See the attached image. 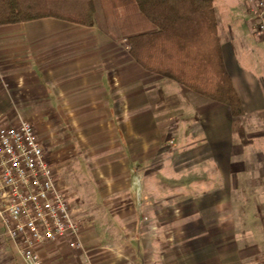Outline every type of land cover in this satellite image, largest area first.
<instances>
[{
    "label": "crops",
    "instance_id": "obj_1",
    "mask_svg": "<svg viewBox=\"0 0 264 264\" xmlns=\"http://www.w3.org/2000/svg\"><path fill=\"white\" fill-rule=\"evenodd\" d=\"M212 2L240 117L264 123L254 12L248 0ZM122 39L96 13L93 26L54 17L0 25V126L30 122L67 198L76 184L96 206L94 224L78 215L83 248L46 243L42 264H264V148H234L228 106L146 71ZM179 195L188 208L167 214V196ZM231 231L242 245L230 246ZM251 238H261L254 248ZM0 264H21L1 224Z\"/></svg>",
    "mask_w": 264,
    "mask_h": 264
},
{
    "label": "trees",
    "instance_id": "obj_2",
    "mask_svg": "<svg viewBox=\"0 0 264 264\" xmlns=\"http://www.w3.org/2000/svg\"><path fill=\"white\" fill-rule=\"evenodd\" d=\"M99 2L111 38L126 40L127 51L143 69L243 115L228 75L212 0H0V25L54 17L93 26ZM238 135L244 139L243 129Z\"/></svg>",
    "mask_w": 264,
    "mask_h": 264
},
{
    "label": "built area",
    "instance_id": "obj_3",
    "mask_svg": "<svg viewBox=\"0 0 264 264\" xmlns=\"http://www.w3.org/2000/svg\"><path fill=\"white\" fill-rule=\"evenodd\" d=\"M264 37V0H248ZM0 224L21 264H42L38 248L65 240L82 249L83 223L62 189L33 125L0 126Z\"/></svg>",
    "mask_w": 264,
    "mask_h": 264
},
{
    "label": "rangeland",
    "instance_id": "obj_4",
    "mask_svg": "<svg viewBox=\"0 0 264 264\" xmlns=\"http://www.w3.org/2000/svg\"><path fill=\"white\" fill-rule=\"evenodd\" d=\"M95 13H96V16H98L99 19L102 18V12H101V8H100V4L99 2H95ZM121 43L123 45H126V40L123 38L121 40ZM261 63H260V68L264 71V50L262 52V57H261ZM259 69V68H258ZM242 116V115H241ZM239 128H242L243 129V135H244V139L246 140H254L252 142V144L249 146L247 145L245 148H264V140H261L262 139V136L264 134V123H261L259 122V119L256 118L253 114H249L247 116H244V117H237L236 119L232 120V123H231V132L235 135V137H237V143L235 145L234 148L238 149V148H242L241 145L239 144L240 142L244 143L243 140L239 137L238 135V129ZM262 143V144H260ZM169 146H173L172 142H169L168 144ZM191 152H189L188 154H190ZM184 159V163L181 164L180 167L182 170L180 171V177L179 179L182 180H187L189 179V157L187 155H185V158ZM188 162V163H187ZM58 175V174H57ZM205 175L204 173L200 172L199 173V176H203ZM58 176H61V174H59ZM68 176L71 178V179H74V182L75 179H76V173L74 172H69ZM74 187L75 188H71V189H68V200L74 210V213L78 216H81V218L83 219H86L87 218V222L89 223H92L94 224V220L92 218H94V214H97L95 212H93L92 210H94L96 208L95 205L93 204H89L88 203V200L89 198H87L86 196H82L83 194V191L78 188V186L76 184H74ZM79 199V200H78ZM187 199V197H184V196H174L173 198L170 197V196H167V203L166 205H163L165 208V212L167 214H171L172 212H174V214H179L180 212H182L183 210L187 209L188 208V204H189V201L188 200H185ZM186 207V208H185ZM245 209L247 210L246 212L247 213H250L253 209L252 206H244ZM240 209L241 206H236V209L234 208V210H237V209ZM85 217V218H84ZM169 222H163V226L165 224H168ZM238 220H235V230H233V232L235 233H238L239 230H238ZM93 227V226H92ZM165 228H168L165 226ZM231 231V237H229V242H230V246H233L231 244H235L236 246L237 245H242V242H243V238L241 237H237V236H232V233ZM251 241L249 243H247V246L249 245V247L251 248H254L256 245L255 244V241H260L261 238H251L250 239ZM81 242H82V239H81ZM254 243V244H253ZM257 244V243H256ZM82 245H83V242H82Z\"/></svg>",
    "mask_w": 264,
    "mask_h": 264
}]
</instances>
